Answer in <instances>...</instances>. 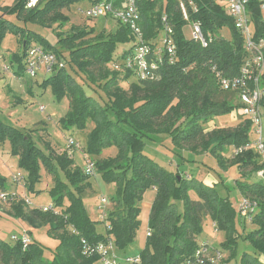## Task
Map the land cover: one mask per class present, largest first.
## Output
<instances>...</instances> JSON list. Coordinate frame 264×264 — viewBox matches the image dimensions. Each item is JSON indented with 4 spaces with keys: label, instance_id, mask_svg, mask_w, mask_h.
<instances>
[{
    "label": "trees",
    "instance_id": "obj_1",
    "mask_svg": "<svg viewBox=\"0 0 264 264\" xmlns=\"http://www.w3.org/2000/svg\"><path fill=\"white\" fill-rule=\"evenodd\" d=\"M31 1L16 0L12 7L0 8V45L8 33L23 39L24 52L14 56L19 63L15 71L19 77L25 75L22 63L25 51L32 43H37L61 59L69 58L68 63L105 93L108 99L105 105L88 96L83 85L66 70L67 65L41 84L44 88L51 86L57 99L67 97L71 100L70 112L63 121L66 129L75 126L83 130L89 121L95 124L88 136L84 150L86 155L98 156L105 149H117L116 157L94 161L103 181L116 183L118 191L117 196L112 198L113 210L107 218L110 228L107 226L106 233L101 234L96 229L99 222L89 218L83 203L85 189L91 188L90 177L84 174L83 169L75 165L67 152L44 154L30 132L16 129L0 120V143L9 142L12 153L19 159V167L28 172V178L23 179L29 192L36 191L43 166L54 179L50 194L53 204L60 209L57 215L43 212L40 208L33 209L31 215L19 204L14 207L15 218L35 228L50 222L48 234L59 241L52 261L43 259L45 247L31 237V243L24 248L20 238L22 233L14 244L0 239V264H97V257L83 256L81 238L91 243L111 242L121 253L127 252L140 226V202L149 189H155L157 196L150 211L151 235L139 255L141 264H182L199 247L198 237L203 232L206 218L214 222L217 230L226 233L222 247L229 251V260H235L237 218L241 216L229 200L220 197L215 187L206 186L194 178H185L181 172H171L145 154L147 141L158 144L160 139L156 138L166 135L176 149L194 156L210 153L222 167H226L230 163L223 157L227 149L246 146L251 142L252 126L248 120L234 129L222 128L209 134L205 133L203 126L213 118L231 115L240 107L237 96L223 92L212 72V67L217 66L224 76L233 77L238 75L244 62L246 52L243 38L232 19L215 0H185L192 1L198 9L196 13L190 11L191 19L200 21L205 33L216 35L215 41L203 49L200 44L186 38V22L178 0H164L158 11V0H140V25L145 39L153 44V48L163 34L161 18L168 16L174 32L176 61L170 64L167 55H164L156 72V80H137L126 91L119 85L118 72L109 67L113 68L114 63H121L133 53L134 37L128 27L120 23L113 34L106 35L101 31L90 40L87 38L95 33L93 29L65 38L58 35L62 47L69 52L66 57L46 38L27 30L24 25L32 24L42 29L52 22L63 25L68 18L62 11L85 0H37L35 7L28 8ZM101 1L94 0L93 4ZM106 1L116 6L123 3V0ZM249 10L256 35L261 36L264 22L260 4L252 2ZM4 15L16 17L18 21L13 22ZM223 29L231 31V40L223 38ZM125 44H130L129 50L114 56L119 45ZM132 76L133 72L129 71L125 79ZM223 93L230 97L218 99V95ZM111 113L116 121L110 118ZM234 161L243 177V180L236 182L237 186L242 195L257 204V213L252 221L255 228L243 239L250 244L253 253L244 252L236 260L238 264H264V184L251 181L252 175L262 167L253 150L234 157ZM59 169L66 181L61 178ZM129 172L130 176L127 175ZM6 182V177L0 174V192L6 193ZM190 192H194L197 199H192ZM65 199L70 201L68 207H65ZM179 203L183 205L182 211L179 210ZM33 216L41 219V222H36ZM69 226H72L71 230Z\"/></svg>",
    "mask_w": 264,
    "mask_h": 264
},
{
    "label": "rangeland",
    "instance_id": "obj_2",
    "mask_svg": "<svg viewBox=\"0 0 264 264\" xmlns=\"http://www.w3.org/2000/svg\"><path fill=\"white\" fill-rule=\"evenodd\" d=\"M15 1L16 0H1L0 8L12 7ZM93 1L94 0H85L64 9L62 13L68 18V21L63 25H60L59 22H52L49 23V27L43 29L32 24L24 25V27H26L27 30L34 31L46 38L50 44L55 46L57 50H60L66 57H68L69 52L64 49L62 44L59 42L60 35L62 38H65L79 31H89L93 29L95 30V33L89 35L87 38V40H90V38H93L101 31H104L106 35L113 34L120 26V23L109 18H86L84 12L90 4L93 3ZM163 2L164 0H158L156 11L160 10ZM36 5L37 0H32L27 7L31 8ZM1 14L2 13L0 11V15ZM4 16L6 19L13 22L18 21L16 17L7 15ZM105 20L110 21L111 24H105ZM184 34L187 39H190L191 30L189 24H187L184 28ZM222 35L224 36L223 38L227 40L232 39V33L229 29H223ZM162 37L157 42L156 48L162 49ZM23 52V39L12 33L6 34L2 44L0 45V120L16 129H21L24 132H30L38 147L46 155L50 154L51 151L56 154L66 153L67 140L69 137H73L76 142L80 144V149L75 152L73 160L75 165L82 170L85 165L84 155H86V152L84 150L87 148L88 136L94 130L95 124L89 121L83 130H79L75 126H68V129H66L63 121L67 118L70 112L71 100L67 97L59 100L55 96L51 86H48L47 88L42 87L41 84H43L45 78L47 77H45L43 73H40L35 79L27 75L19 77L15 74L19 63L14 59V56L16 54L21 55ZM114 56H117V54L115 53ZM64 61L67 65L66 70L77 80V82L83 85L87 95L92 96L100 104L105 105L108 102V99L99 86L92 84L84 74L78 71L75 66L68 63L69 58ZM109 69L114 71L111 67H109ZM127 73L128 72L125 71L118 72V80L120 87L129 91L131 84L136 83L137 79L135 76H132L128 80L125 79V75H127ZM229 97L230 96L228 94L224 93L218 95V99L221 100ZM110 118L113 121H116V118L112 113L110 114ZM243 122H246L244 118L238 115H230L228 117L222 116L218 119L213 118L207 123H204L203 126L205 133L209 134L214 130L222 128L234 129ZM165 138H167V136L162 135L158 144H155L153 141H147L145 154L171 172H182L184 174L187 173L189 175H196V170L192 166L194 161H191L192 159H195V156L188 152L186 153L184 150L176 149L171 140L169 138ZM250 138L252 140L256 138L253 132L250 134ZM152 146H155V148H152ZM232 150L233 147H229L227 152L223 154V157L230 162L226 167H222L219 161L215 160L210 153L203 154V156L200 155L197 158V162L208 171L212 178L215 179L218 195L222 198L228 199L235 211L239 212L243 198L247 197L244 195L242 197V193L236 183L238 180H243V177H241L238 165L234 163L235 161ZM189 154L192 157H190ZM116 155L117 149L112 147L103 150L98 156H91L92 158L87 155V158L98 161L111 159L116 157ZM18 161V157H15L12 153L9 142H6L5 144L0 143V174L8 178V183H6V193L9 195L15 194V199L13 201H9L8 199L5 201L0 198V239L9 244H14L15 241L12 240V237L14 235H20L22 232L19 228V226L23 225L22 222L14 220V207L17 204H19L25 212L31 214L33 209H39L43 206L52 205L54 203L50 194L52 188L54 187L53 177L48 174L43 166H41V181L36 186V191L41 193L38 194L36 191L30 193L28 186L25 183V179H23L24 177L28 178L29 174L26 170L19 167ZM180 168L181 171L179 172L177 169ZM59 174L61 178L66 181L64 174L60 169ZM127 175L130 176V172L127 173ZM88 181L91 184V188L85 189L84 194L82 195L83 203L89 218L94 222H99V225L96 227L97 232L105 234L108 224L106 225V223H103L99 219H102L104 213L109 215L112 212L113 207L111 205V201L112 198L117 196L118 186L114 182L105 183L99 171L96 176L90 178ZM251 181L260 182L261 179L257 176V174H255L252 175ZM70 189L76 194V191L72 187H70ZM1 193L4 192H0V195ZM156 196L157 192L153 189L147 190L143 195V199L139 205L141 209L139 216L140 226L133 245L131 246V250L121 253L123 258L137 257L145 248L148 232L150 231V211ZM190 196L194 200L197 199V195L193 192L190 193ZM102 197H105L108 200L106 205L101 202ZM26 200H29L32 204L29 205ZM69 205L70 201L65 199V207H68ZM178 206L179 210L182 211V203H179ZM58 210L60 211L59 208ZM33 217L36 222H41V219L38 217ZM239 220H241V223ZM237 223L236 235H238V239L236 259H240L244 252L248 254L253 253L250 244L245 242L243 239L248 232L255 228V226L251 222L244 221L241 217L240 219L237 218ZM27 225L34 228L29 223H27ZM37 226H39L37 229L40 230L36 232L35 229H32L34 232L33 235H38L39 233L52 243L57 240L53 236L48 235L50 222L44 223L43 227L40 225ZM46 228L47 232L45 231ZM68 229L71 230L72 226H69ZM198 241L199 245L208 243L209 246L220 249L224 254L222 264H238V260L236 259L229 260V251L222 247V244L226 241V233L222 230H217L216 225L210 218H206L204 221L203 232L198 237ZM50 245L51 244H49V242L44 244L45 252L43 259L47 261H52L54 256L53 252L55 247Z\"/></svg>",
    "mask_w": 264,
    "mask_h": 264
},
{
    "label": "built area",
    "instance_id": "obj_3",
    "mask_svg": "<svg viewBox=\"0 0 264 264\" xmlns=\"http://www.w3.org/2000/svg\"><path fill=\"white\" fill-rule=\"evenodd\" d=\"M140 0H123L120 6H116L113 2L102 0L97 4L91 5L84 12L86 18H111L122 25L128 27L134 37V50L131 56L123 60L121 63H114V72H133L138 81L156 80V72L163 60V56L167 55L170 64L176 61V45L173 38V27L167 15L161 18V27L163 37L161 40L162 49L153 48V44L145 39L144 32L141 28V14L139 8ZM179 8L182 13L183 20L186 25L189 24L191 30L190 40L200 44L203 49L208 48L216 39V35L205 33L203 25L198 20H192L191 14L198 11L192 1L178 0ZM252 2L260 4L262 20L264 22V0H215V3L222 7L227 16H229L243 38V46L246 52L244 62L240 68L238 75L233 77L224 76L217 66L212 67L217 84L223 92L234 93L239 101L240 107L233 112L245 120H248L252 126V132L256 138L242 147H233V156L236 157L247 150H253L258 156L259 165L262 167L257 172L264 184V140H263V102H264V32L261 36L256 35V28L249 10ZM222 33V32H221ZM23 67L25 75L31 78H37L40 73L52 76L59 69L66 67L64 59L59 58L55 53L47 50L45 47L32 43L24 53ZM66 152L73 158L75 152L80 149V144L73 137L67 140ZM85 165L84 174L90 178L97 175V167L95 161L84 156ZM22 180V179H21ZM15 194L11 195L1 193L2 200L13 201ZM29 205L32 203L26 200ZM101 202L106 205L108 200L101 198ZM43 212H52L60 214L58 208L52 204L40 208ZM257 213V204L249 198H243L240 206L239 214L244 221H253L254 215ZM108 228L109 225H108ZM150 231L148 236H150ZM21 242L26 248L31 239L28 233L20 236ZM14 241H18L19 237L14 236ZM115 246L111 243L94 242L91 243L85 238H81V250L86 258L97 257V264H141V259L137 257L119 258L115 251ZM224 254L220 249L209 246L208 243L201 244L195 253L187 258L182 264H222Z\"/></svg>",
    "mask_w": 264,
    "mask_h": 264
},
{
    "label": "crops",
    "instance_id": "obj_4",
    "mask_svg": "<svg viewBox=\"0 0 264 264\" xmlns=\"http://www.w3.org/2000/svg\"><path fill=\"white\" fill-rule=\"evenodd\" d=\"M91 5H93V3H91L90 4V6ZM89 6V7H90ZM88 7V8H89ZM109 19H111V18H109ZM105 24H111V22L110 21H106L105 20ZM129 48H130V44H125V45H119V47H118V50H117V52H116V54H118V55H121V54H123L124 52H126V51H128L129 50ZM16 55H19V54H16ZM231 115H233V114H231ZM228 116H230V115H228ZM227 116V117H228ZM218 118H220V117H217V119ZM159 137V138H158ZM157 138H156V140H161V138H162V136H158ZM165 139H168V138H165ZM159 140V141H160ZM155 144H157V143H155ZM152 148H155V146H152ZM187 153V152H186ZM189 153V152H188ZM191 155H193L192 153H190ZM189 154V155H190ZM190 155V157H192ZM85 156V155H84ZM87 156V155H86ZM194 156V155H193ZM201 156H203V155H201ZM199 156H195L194 158L195 159H192L191 161H194V164L192 163V166L195 168V170H196V175H193V174H191V175H189V174H187V173H182V175L185 177V178H188V179H192V178H194V179H197V180H199L200 182H202L203 184H205L206 186H209V187H215L216 189H217V184H216V181H215V179L214 178H212L210 175H209V173H208V171L201 165V164H199L198 162H197V158H198ZM179 172L181 171V168L180 169H177ZM7 180H8V178H6ZM214 179V180H213ZM6 183H8V182H6ZM6 189H7V187H6ZM153 190H155V189H153ZM156 191V190H155ZM191 193V192H190ZM194 193V192H193ZM195 194V193H194ZM242 197H243V195H242ZM107 214H103V216H102V219H99V220H101L103 223H106V225L107 224H109L108 223V221H106V218H107ZM14 220L15 221H17V220H19V221H21L22 222V224L23 225H21V226H19V228L22 230V232H21V234L23 233H28L29 235H30V237L32 238V239H35V240H37V241H39L43 246H44V244H46V242L48 243L49 242V244H51L50 246H54L55 248L58 246V244H59V241L58 240H56L55 242H50L49 240H47V239H45L44 238V236H41L39 233H38V235H33V230L32 229H35V231L36 232H38L40 229H37V228H31V227H29L28 225H27V222H25V221H23V220H21V219H17V218H14ZM45 231L47 232V228L45 229ZM106 233V232H105ZM20 234V235H21ZM49 235V234H48ZM18 236V235H17ZM55 240V239H54ZM199 242V241H198ZM129 250H131V248L129 249ZM115 251H116V254L118 255V257L119 258H121V259H123V257L121 256V251H119V250H117V249H115Z\"/></svg>",
    "mask_w": 264,
    "mask_h": 264
}]
</instances>
